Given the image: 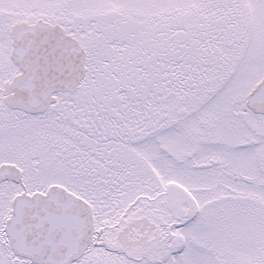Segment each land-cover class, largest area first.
I'll list each match as a JSON object with an SVG mask.
<instances>
[{
	"label": "snow or ice",
	"instance_id": "1",
	"mask_svg": "<svg viewBox=\"0 0 264 264\" xmlns=\"http://www.w3.org/2000/svg\"><path fill=\"white\" fill-rule=\"evenodd\" d=\"M0 264H264V0H0Z\"/></svg>",
	"mask_w": 264,
	"mask_h": 264
}]
</instances>
